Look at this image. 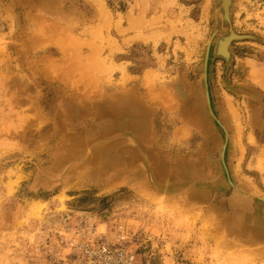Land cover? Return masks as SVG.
<instances>
[{
  "label": "rangeland",
  "instance_id": "rangeland-1",
  "mask_svg": "<svg viewBox=\"0 0 264 264\" xmlns=\"http://www.w3.org/2000/svg\"><path fill=\"white\" fill-rule=\"evenodd\" d=\"M212 4L0 0V264H77L89 238L264 264V0H234L228 71Z\"/></svg>",
  "mask_w": 264,
  "mask_h": 264
},
{
  "label": "bare ground",
  "instance_id": "bare-ground-1",
  "mask_svg": "<svg viewBox=\"0 0 264 264\" xmlns=\"http://www.w3.org/2000/svg\"><path fill=\"white\" fill-rule=\"evenodd\" d=\"M234 6V0H213L212 4V19L214 14V22L216 24L212 43L213 44V59H222L226 65L228 71L232 64V43L241 42L246 39H249L244 36L237 35L232 26V10ZM214 10V11H213ZM20 27V22L17 17L13 20V33H15ZM210 48L205 52L206 58H208ZM207 61V59L205 60ZM206 63V62H205ZM22 70L21 66H19ZM209 71L207 66L204 64L202 70V81L204 84V96L206 103L210 108V92L207 87L209 81ZM29 79V78H28ZM31 81V80H30ZM120 125L128 124V120L125 117V114L122 113L120 116Z\"/></svg>",
  "mask_w": 264,
  "mask_h": 264
},
{
  "label": "built area",
  "instance_id": "built-area-1",
  "mask_svg": "<svg viewBox=\"0 0 264 264\" xmlns=\"http://www.w3.org/2000/svg\"><path fill=\"white\" fill-rule=\"evenodd\" d=\"M77 264H141L137 253L121 242L112 244L106 240L93 238L70 245Z\"/></svg>",
  "mask_w": 264,
  "mask_h": 264
},
{
  "label": "crops",
  "instance_id": "crops-1",
  "mask_svg": "<svg viewBox=\"0 0 264 264\" xmlns=\"http://www.w3.org/2000/svg\"><path fill=\"white\" fill-rule=\"evenodd\" d=\"M143 4H144V3H142V5H141V8H142V9H143V7H144ZM139 22H140L141 24H143V18H142V17L139 18Z\"/></svg>",
  "mask_w": 264,
  "mask_h": 264
}]
</instances>
